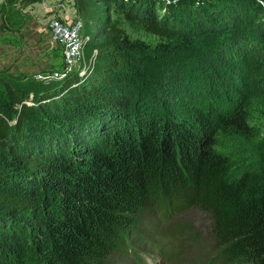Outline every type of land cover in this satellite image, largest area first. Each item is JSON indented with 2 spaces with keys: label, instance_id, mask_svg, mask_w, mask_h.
Masks as SVG:
<instances>
[{
  "label": "trees",
  "instance_id": "1",
  "mask_svg": "<svg viewBox=\"0 0 264 264\" xmlns=\"http://www.w3.org/2000/svg\"><path fill=\"white\" fill-rule=\"evenodd\" d=\"M77 5L81 11L87 7L85 0H77ZM234 8L220 0H183L175 7L167 5L165 11L170 12L164 14L165 24L149 7L142 14H126L129 21L137 20L156 36L186 38L185 47L169 46L152 56L153 72L145 71L141 79V85L155 84L158 90L164 85L165 93L180 90L179 97L187 104L185 118L171 117L160 106L163 102L151 105L147 101L131 120L129 112L116 108L115 102L128 99L134 90L128 91L123 82L129 81L120 76V69L127 67L121 55L130 52L129 46L123 39L124 32L110 21L105 23L109 35L99 47L98 62L87 78L79 79L75 74L57 93L45 95H34V87L29 86L14 85L6 89V94L0 90V153L14 159L24 171L41 170V159L36 154L65 158L54 165L53 172L60 182L51 184L48 217L41 220L51 259H41L38 264H110L126 246L142 211L160 206L175 212L195 209L209 222L211 242L195 233L184 235L183 225H173L166 232L153 229L154 233L165 234L158 239L176 234L172 236L178 245L173 247L176 253L191 244H205L214 253L216 264H264V160L258 171L236 175L229 158L215 150L218 137L240 132L248 114L233 115L235 107L228 109L219 99L190 104L204 93L203 84L197 83L204 64L222 61L226 55L228 59L235 58L238 52L233 53V46L240 40L249 41L254 21L244 25L241 20L248 17L244 12L237 17ZM247 12L250 15L249 9ZM229 30L233 33L225 35ZM225 39L229 40L224 42ZM132 54L138 55L135 51ZM144 58L131 67L137 72L146 70L149 65ZM222 63L219 62L224 71L231 69ZM251 70V64H244L243 72L226 74L225 80H234L238 88L241 84V90L247 93L245 83L249 80L245 75ZM117 71L122 83L115 79ZM149 96L158 101L150 93ZM141 97L140 94L136 101ZM240 106L238 103L236 107ZM44 115L64 122L65 128L74 132L75 142H68L65 131L58 134L63 124L57 122L62 127L56 129L37 120ZM36 124L42 128L44 138L26 134ZM103 138L107 143H102ZM99 146H105L103 151ZM15 179L19 183L23 179L30 181L22 175ZM33 181L30 189L37 193L40 186L34 187ZM24 206L19 199L0 191V209L5 208L7 214ZM171 251L169 247L167 252ZM174 260L178 264L187 262Z\"/></svg>",
  "mask_w": 264,
  "mask_h": 264
},
{
  "label": "rangeland",
  "instance_id": "2",
  "mask_svg": "<svg viewBox=\"0 0 264 264\" xmlns=\"http://www.w3.org/2000/svg\"><path fill=\"white\" fill-rule=\"evenodd\" d=\"M48 1L53 0H0V90L4 91V94H6V89L14 87V85L25 88L29 86L30 89L34 87L36 93L32 90L34 95H40V93L45 95L47 92L51 94L52 91L57 93L67 78L75 74L79 79L87 78L93 65L98 62L99 47L105 43L109 35L105 23L110 21L124 32L123 39L126 41V45L129 46L128 50L130 52L121 55L120 60L127 63V67L120 69V76L123 75L129 81L123 82L126 89L128 91L134 90L128 99L126 97L122 101L115 102L116 108L124 113L129 112V120L137 117L138 111L142 109L141 106L147 101H150L151 105L163 102L164 105L160 106L168 111V114L173 118L181 119L185 118L184 115H188L186 111L187 104H184V100L179 97L182 93L180 90L175 88L174 92L173 89H170L165 93L166 88L164 89V85L163 88H159L160 90L156 89L155 84L141 85V79L145 77V71L153 72L151 69L153 66L152 58L161 53L160 51H164L166 47L173 45L185 47L187 45L186 38L179 35L171 37L156 36L148 32L137 20L129 21L126 16L127 13L142 14L141 11L149 7L159 17L158 21L165 24L167 21L163 18L164 14L170 12L169 9L165 11L167 5L175 7L183 0H85L87 7L84 11L79 9L77 0H70L68 2L71 5L70 9L75 8L83 21L82 35L88 38L84 51L85 59L75 68L69 70V73L65 71L63 79L43 81L38 76L43 77L49 73L65 69L62 63V49L50 41L49 32L46 31L41 38L38 37L40 34L39 27H45L47 20L50 18L48 12H45ZM56 1L64 3L68 0ZM188 1L191 2L192 0ZM220 1L232 4L235 7L234 12L237 17H240L241 13L244 12L245 18H248L241 21L244 25H249L251 21H254V27L249 41L246 40L245 42L246 44L240 40L237 45L233 46V53L236 50L238 52L235 58L228 59L226 55L223 58L224 61L215 59L204 64L205 69L200 70L197 77L199 79L197 83L203 84L201 87L204 93L200 94V100H191L190 104L199 105L207 99H219L220 104L224 107L229 106L228 109L230 106L235 107L234 110L232 109L233 115L248 114V121L245 124V126H248L247 129H244L245 126H243L242 130L233 136H219L218 144L215 146L218 153L229 158L235 174L240 175L247 171H258L264 160V0ZM34 3L36 5L32 6ZM216 3L218 4L219 1H216ZM212 6H214V3ZM247 9H249L250 15ZM174 13L178 14L176 10ZM174 20L175 18H173ZM259 30L260 32H258ZM231 33L233 32L229 30L225 32V35ZM228 40L225 39L224 42ZM131 51H135L138 54L137 57L133 56ZM144 56L147 57L146 63L149 66L146 67V70L137 72L131 65L134 66L136 63H140L141 60L145 59ZM249 57L251 59L247 62L245 59ZM137 60H140V62ZM237 60L242 61L241 64ZM219 62H225L226 66H231V69L224 71ZM244 64L246 66L251 64L252 66L250 74L245 75L246 80H249V83H245L247 93L241 90V84L238 88L236 86L238 83L233 82L234 80H225L226 74L231 75L232 72L235 75L237 72L242 71ZM226 66L224 65L223 68ZM119 73V71L114 73L116 75L115 79L122 83ZM216 82H222V85H218ZM148 90L150 95L158 101L155 102L150 99ZM140 94L143 97L136 101ZM108 95L110 94L108 93ZM239 95H242L243 99L239 98ZM192 98H194V95H192ZM238 103L241 104L240 107H236ZM135 104H137L136 109L131 111ZM133 112H136L135 117ZM130 113L132 114L130 115ZM126 118L127 115L124 114L123 119ZM37 120L47 123L48 126L45 124L46 127L50 125L56 129L62 127L59 126L57 123L59 121L55 118L51 119L45 115L37 117ZM59 123L65 124L61 121ZM65 125L62 130H57L58 134L65 131L68 142L72 144L75 142L74 132L66 129ZM34 128L31 131L30 126L26 134L35 138L40 135L44 138V134H41L40 131L42 128L39 129L37 124ZM103 140L102 143H107L104 138ZM104 148L99 146L98 149L103 151ZM26 151L24 150V153ZM35 156L44 160H40L41 170H28V172L18 168L14 159L0 153V191L12 198L19 199L25 205L8 214L4 212L6 211L5 208L0 209V264H38L37 261L39 262L41 259H51L41 220L48 217V205L52 198L50 186L60 182L57 173L53 172L54 165L62 163L65 158L56 155L50 158L45 153L36 154ZM18 175L20 177L22 175L26 179L29 178L30 181L34 180V187L40 186L37 189L38 192H32L30 188L33 185H30V181L23 179V182H17L15 177H18ZM46 201L48 202L47 205L45 204ZM173 225L185 226L184 235L195 233L201 239L211 242L208 230L209 222L200 211L191 209L184 212H175L166 210L164 206L159 208L148 207L139 216V224L129 234V241L125 243L126 246L121 253L112 258L110 264H178L174 259L180 258L187 261L186 264H216L214 253L205 244L195 246L191 244L187 249H177V253L173 256L171 252L166 253L162 250L164 246L170 248L178 246L177 241L172 237H176V234H168L166 237L158 239L157 237L165 236V234L154 233L156 231L153 229H161L166 232ZM187 232L191 233L187 234ZM159 241L161 242L159 243Z\"/></svg>",
  "mask_w": 264,
  "mask_h": 264
},
{
  "label": "built area",
  "instance_id": "3",
  "mask_svg": "<svg viewBox=\"0 0 264 264\" xmlns=\"http://www.w3.org/2000/svg\"><path fill=\"white\" fill-rule=\"evenodd\" d=\"M69 1L59 3V1L53 0L46 3L45 12H48L47 14L50 16L47 20L46 29L49 32L50 41L62 49L65 69L49 73L43 77L38 76L43 81L63 79L65 71L69 73V70L75 68L85 59L84 51L88 38L82 35L83 21L75 8L70 9Z\"/></svg>",
  "mask_w": 264,
  "mask_h": 264
},
{
  "label": "crops",
  "instance_id": "4",
  "mask_svg": "<svg viewBox=\"0 0 264 264\" xmlns=\"http://www.w3.org/2000/svg\"><path fill=\"white\" fill-rule=\"evenodd\" d=\"M36 4L34 3V5H32V6H35ZM38 27V26H37ZM47 31V29H46V26L45 27H39V38H41V36H42V34L44 33V32H46ZM38 37H37V39H38ZM50 39V38H49ZM62 63H63V60H62Z\"/></svg>",
  "mask_w": 264,
  "mask_h": 264
}]
</instances>
